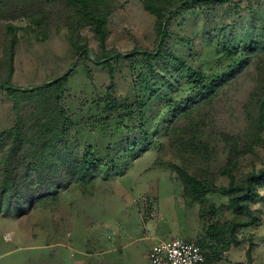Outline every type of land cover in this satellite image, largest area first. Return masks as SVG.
Segmentation results:
<instances>
[{
    "label": "rangeland",
    "instance_id": "rangeland-1",
    "mask_svg": "<svg viewBox=\"0 0 264 264\" xmlns=\"http://www.w3.org/2000/svg\"><path fill=\"white\" fill-rule=\"evenodd\" d=\"M93 1L103 42L89 15L68 0H0L1 82L32 90L75 64L59 104L68 121L64 142L50 112L52 89L46 100L19 93L16 113L0 88V264H149L153 243L172 238L205 243L206 264H264V185L249 205L260 222L236 234L251 240L250 260L249 241L224 248L228 238L205 237L210 225L243 219L228 196L194 203L175 171L219 190L230 185L229 174L242 183L264 170V0L175 7L159 46V21L143 2L168 8L178 0ZM156 47L155 59L143 55ZM135 50L141 54L110 61L112 77L97 64L110 52ZM192 73L210 93L202 94ZM18 116L39 156L43 143L62 142L77 161H98L97 176L72 182L66 166L53 174L43 158L29 174L25 147L8 169L13 187L5 194ZM48 183L56 193L45 194Z\"/></svg>",
    "mask_w": 264,
    "mask_h": 264
},
{
    "label": "trees",
    "instance_id": "trees-1",
    "mask_svg": "<svg viewBox=\"0 0 264 264\" xmlns=\"http://www.w3.org/2000/svg\"><path fill=\"white\" fill-rule=\"evenodd\" d=\"M75 6H79V8L89 15V17L92 20V24L94 26V29L96 33L100 36L101 41L103 42L105 38V32L103 30L104 20L103 18L99 17L100 15L95 12V8L97 7L96 2L93 0H68ZM99 2L104 0H98ZM229 0H178L176 2H173L169 5L168 8H159L155 6L152 3L149 2H143L144 7L147 11H149L152 15H154L159 23V32H158V46L164 42V40L168 36L167 32V22L172 16L171 10L175 7H192L196 6L198 4L203 5H218L222 6L225 3H227ZM11 28V26H9ZM82 50H85V46ZM81 52V51H80ZM85 55H87V50L83 51ZM159 53V47H156L154 53H143L144 56H146L148 59H155L158 56ZM141 52L135 50L129 53L128 55H124L122 53L118 52H110L105 57L98 59L97 64H104L109 69V74L112 77L113 76V67L110 63L112 59H125L130 60L131 58L140 55ZM75 69V64L71 66V68L68 70V72L63 76L62 79H57L54 81L49 82L48 84H45L43 86L37 87L32 90H24V89H16L11 86L8 82H1L0 81V88L5 90L9 97H11L14 102V110L16 113H18V103H19V97L18 94L24 95L25 98H28L30 100H33V97L35 99H47L45 98L46 91L53 90V101H54V107L50 110L51 114H54L56 123H58V127L60 128V140L64 142L65 137L67 136V119L64 117L63 112L59 108V104L61 102V96H62V89L67 83L68 77L71 72H73ZM191 78L194 79V84H196L199 88V90L202 91V94H208L211 92L212 89H206V87L202 84V80L199 75L192 73ZM202 84V85H201ZM259 121H258V129L260 132L264 131V101H262L259 105ZM37 112L38 109L36 108ZM34 137L25 135L23 132V125L21 123V118L18 116V122L15 127L14 132V140L12 142V146L10 148V158L6 160V169L4 170V180H3V187H4V193L11 192L13 184L10 181L11 175L9 172V168H11V165H13L11 162L13 159H15L18 154L25 149V147H28L30 151L26 153L25 155L29 158V164H28V173H33V171H40L39 162L40 159L43 158L45 161V167L50 170L52 173L57 172V170L61 166H66L69 171H65V173L70 174L69 178L72 180V182L76 181H83V182H90L97 176V172L99 169L100 163L96 161L94 158L92 159L91 163L88 162H79L72 156L71 150L66 148L65 146H62V142L58 143L54 146H51L48 142L43 143L41 146V150L43 155L39 156L38 151L36 150L34 146ZM62 146V149L66 151V153H63V151L58 148ZM58 150V151H57ZM175 171L178 175V178L183 186L184 195L188 199H190L192 202L197 203L199 205H203L206 196L208 194L213 193H222L224 195L228 196V205L233 208V210L237 213H242L243 219L239 221L231 222L228 225H210L206 231H205V237L207 240H210L212 243H215L219 240H225L228 238V242L226 243L224 248H227L230 244H233L235 247L241 245L243 242L249 241V250L247 252L248 259L251 258V249H252V242L248 238H237V230L243 229V228H249L257 225L260 222V218L254 213L253 210L250 209L249 205L253 204L256 199L260 198L259 193L256 190L257 186H263L264 185V170L260 171L258 174H251L249 175L242 183H236L233 179V177L229 174L230 178V185L228 187L221 188L217 190L214 187H209L198 181L196 178L189 175L187 172L180 168H175ZM228 172V171H225ZM230 172V171H229ZM53 173V174H54ZM66 179V178H65ZM48 181V180H47ZM46 181V182H47ZM49 182V181H48ZM50 191H44L45 194L49 195L56 193L58 188H54V184H49ZM59 186V185H58ZM56 187V186H55ZM53 188V189H52ZM6 203V201H4ZM227 236V237H226ZM202 250L207 248V245L205 243H197ZM207 262V256L205 254Z\"/></svg>",
    "mask_w": 264,
    "mask_h": 264
},
{
    "label": "built area",
    "instance_id": "built-area-1",
    "mask_svg": "<svg viewBox=\"0 0 264 264\" xmlns=\"http://www.w3.org/2000/svg\"><path fill=\"white\" fill-rule=\"evenodd\" d=\"M205 260L197 243L180 238L161 241L148 253L149 264H204Z\"/></svg>",
    "mask_w": 264,
    "mask_h": 264
},
{
    "label": "crops",
    "instance_id": "crops-1",
    "mask_svg": "<svg viewBox=\"0 0 264 264\" xmlns=\"http://www.w3.org/2000/svg\"><path fill=\"white\" fill-rule=\"evenodd\" d=\"M145 238H147V237H145ZM149 238V237H148ZM151 239H153V237L151 238ZM157 243H159V241L158 242H154L153 243V245L151 246V248L148 250V252H147V259H148V253H149V251L157 244ZM149 262V261H148Z\"/></svg>",
    "mask_w": 264,
    "mask_h": 264
}]
</instances>
